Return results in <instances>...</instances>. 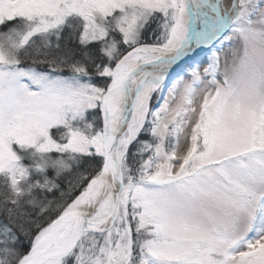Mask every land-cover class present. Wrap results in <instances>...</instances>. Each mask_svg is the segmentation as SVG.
<instances>
[{"label":"snow or ice","instance_id":"1","mask_svg":"<svg viewBox=\"0 0 264 264\" xmlns=\"http://www.w3.org/2000/svg\"><path fill=\"white\" fill-rule=\"evenodd\" d=\"M253 14L264 0H0V264H264ZM226 16L248 47L220 83L199 44Z\"/></svg>","mask_w":264,"mask_h":264},{"label":"rangeland","instance_id":"2","mask_svg":"<svg viewBox=\"0 0 264 264\" xmlns=\"http://www.w3.org/2000/svg\"><path fill=\"white\" fill-rule=\"evenodd\" d=\"M252 19H258L256 14H253ZM243 43L244 49L247 48V41L244 37L242 31L240 30L239 26L231 25L228 29V32L222 38L221 40H218L215 44L211 46V50L207 53V57H204L206 59L207 65L210 68L211 75L213 78L220 82L224 83L227 79L228 81H232L233 77L237 73V71L240 68V65L244 59V55L239 56L234 60L233 66L231 68V74L228 73H222L221 72V60H222V54L225 49H227L229 46H237ZM216 53H219V56L217 57ZM200 66V61L198 63H193L191 69H185L184 73H181L182 75L190 73L192 70L196 69ZM177 74L173 76H169L170 80L176 79ZM259 88L261 91H264V82H261L259 84Z\"/></svg>","mask_w":264,"mask_h":264},{"label":"clouds","instance_id":"3","mask_svg":"<svg viewBox=\"0 0 264 264\" xmlns=\"http://www.w3.org/2000/svg\"><path fill=\"white\" fill-rule=\"evenodd\" d=\"M250 27L257 33L264 34V22H260L259 19H255ZM248 47V45H247ZM258 47L264 48V41L258 44ZM245 54L243 43L237 46H229L223 51L221 60V72L231 74V68L234 60L241 55Z\"/></svg>","mask_w":264,"mask_h":264},{"label":"bare ground","instance_id":"4","mask_svg":"<svg viewBox=\"0 0 264 264\" xmlns=\"http://www.w3.org/2000/svg\"><path fill=\"white\" fill-rule=\"evenodd\" d=\"M231 17L230 16H226V18H225V21H224V23H223V25H222V28H228L229 29V27L231 26ZM200 36L198 35L197 36V43H199V41H200ZM216 37L215 36H210V37H208L207 38V41H206V43H200L199 44V46L200 47H202V46H204V45H206V44H208L209 42H211L213 39H215ZM190 54V53H189ZM186 56H181L180 57V59H177L176 61H175V63H172V65H171V67L167 70V71H169L176 63H178L181 59H183V58H185Z\"/></svg>","mask_w":264,"mask_h":264},{"label":"water","instance_id":"5","mask_svg":"<svg viewBox=\"0 0 264 264\" xmlns=\"http://www.w3.org/2000/svg\"><path fill=\"white\" fill-rule=\"evenodd\" d=\"M231 25H232V24H231ZM227 29H228V28H227ZM217 41H218V40H216V38H215V39H213L211 42H209L208 44H206V45H204V46H202V47H208V48H211V46H212L213 44H215ZM185 59H187V57L181 59V60H180L178 63H176V64H175V65H174L169 71H167V72H168V77L177 74V72H176V67H177V65L180 64L181 61H182V60H185ZM198 62H199V61H196L195 63H198Z\"/></svg>","mask_w":264,"mask_h":264},{"label":"trees","instance_id":"6","mask_svg":"<svg viewBox=\"0 0 264 264\" xmlns=\"http://www.w3.org/2000/svg\"><path fill=\"white\" fill-rule=\"evenodd\" d=\"M0 30H2V29H0ZM173 76V75H172ZM170 80V79H169Z\"/></svg>","mask_w":264,"mask_h":264}]
</instances>
